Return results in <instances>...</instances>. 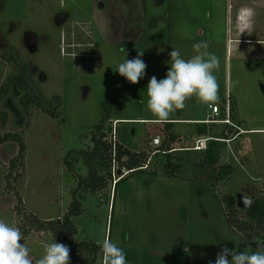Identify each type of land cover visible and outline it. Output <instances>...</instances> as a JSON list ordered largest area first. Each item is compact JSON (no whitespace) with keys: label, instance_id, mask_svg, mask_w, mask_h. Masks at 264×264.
<instances>
[{"label":"rangeland","instance_id":"1","mask_svg":"<svg viewBox=\"0 0 264 264\" xmlns=\"http://www.w3.org/2000/svg\"><path fill=\"white\" fill-rule=\"evenodd\" d=\"M60 12L70 18L61 23ZM227 13L228 0H0V72L3 66L5 75L14 68L7 56L15 54L33 79L31 93L49 109L56 106L58 114L52 117L41 108L23 111L17 88L0 106L7 114L0 134L22 133L26 142L24 159L16 142L0 144V219L15 220L34 261L43 255L42 244L51 233L32 223L61 219L74 191L83 200L82 214L75 218L77 240L102 242L107 237L124 250L128 264H215L224 247L252 252L258 242L264 243L259 237L248 242L242 231L228 225L223 201L227 193H242L252 201L264 198V130L239 138L250 141L243 158L230 146L228 162L234 170L214 190L194 168L201 156L187 149L197 137L183 136L173 145L182 179L162 175L164 154H153L151 143L157 135L164 141L166 133L165 123L153 122L147 109V84L152 76L165 78L172 49L187 59L200 41H207L208 51L220 60L218 102L232 95L244 126L264 129V59L233 50ZM63 41L69 54L61 53ZM138 52H144L146 75L131 84L117 69ZM210 112L211 105L193 98L171 122L187 130L184 119H207ZM110 114L130 121L116 124L126 130L124 145L150 161L129 177L114 162L106 189L78 191L77 179L87 169L72 158L76 169L69 170L65 157L71 150L90 148L96 125ZM94 264H102L101 254Z\"/></svg>","mask_w":264,"mask_h":264},{"label":"trees","instance_id":"2","mask_svg":"<svg viewBox=\"0 0 264 264\" xmlns=\"http://www.w3.org/2000/svg\"><path fill=\"white\" fill-rule=\"evenodd\" d=\"M7 60H13L14 68L7 70L8 73L5 75L3 73L5 71L3 66L2 72H0V78L4 79V82L0 84V104L5 100L11 88L14 87L20 92L18 102L23 111H29L31 108H41L50 113L49 115L52 117H57L56 106L53 110L49 109L31 93L30 88L33 79L28 74L27 67H21L16 62L17 58L13 53L8 54ZM1 63L3 65L4 62L1 61ZM53 97L55 96L49 98L48 102L51 103ZM231 109L232 115L235 117L236 106L234 102L231 103ZM111 116L113 115L110 114L109 117L103 116L101 121L96 125L91 137L93 145L90 148L71 150L65 157L69 170L76 169V163L72 158H75V160L80 159L87 169V175H80L77 179L78 191L80 189L94 194L106 189L109 185V180L112 179L114 161L117 163L119 169L126 168L129 170L128 175H126L128 177L140 170H144L142 167L147 163L146 154L141 151H133L124 145L128 139L126 138V132H124L126 130L116 129L120 142L113 143L111 138L108 139L113 130L110 120L114 119ZM115 120L121 123H130V121H126V118L116 117ZM6 121L7 114L0 107V128H4ZM175 124L177 123L171 121L165 123V140L160 147V151L164 152V157L161 160L163 166L162 175L169 178H183L179 174L181 164L172 155V150L174 149L172 144L176 142L177 138L183 136L192 138L194 135H208L213 138L226 140L232 138L231 133L233 128H228L226 124L187 123L190 125V128L187 130H179ZM131 130L129 131V135H133V131ZM5 142H16L19 147V158L24 159L26 147L24 134L18 132L0 134V144ZM226 151V141L210 140L206 150L203 151L202 159L195 165V169L202 173V177L204 176L208 179L207 181L210 183L212 189L214 184L224 182L233 171L232 165L226 162ZM12 166H14V163ZM126 176L122 177L119 181L125 180ZM119 181L115 183V188L119 184ZM72 195H74V198L69 209L61 219H52L41 224L32 223V226L38 230L43 229L50 232L51 239H46L48 242L56 241L67 245L70 248L71 264H94L99 254L102 253V250L95 240L88 238L77 240L78 227L75 218L82 214L83 200L82 198H76L75 191ZM223 201L228 209L226 220L229 226L236 227L239 231H242L244 239L248 242H252L257 237L264 238L263 197L254 198L247 210H241L237 207L236 195L234 194L227 193ZM240 212L244 213L243 217L239 216ZM25 232L29 233L30 230L28 229Z\"/></svg>","mask_w":264,"mask_h":264},{"label":"clouds","instance_id":"3","mask_svg":"<svg viewBox=\"0 0 264 264\" xmlns=\"http://www.w3.org/2000/svg\"><path fill=\"white\" fill-rule=\"evenodd\" d=\"M207 41L193 45L194 55L185 59L179 49L169 53L170 64L165 78L152 76L147 84V109L155 123H168L177 110H184L187 102L196 99L198 103L212 105L219 101V84L216 72L220 68L219 57L210 51ZM125 49L122 47L121 51ZM137 57L126 59L118 65L117 71L131 84H138L146 75L147 65ZM24 234L16 225L0 219V264H70V248L56 241L43 242V255L33 260L32 249ZM102 250V264H128L124 250L105 237L97 241ZM230 257V259H229ZM215 264H264V243H257L256 250L236 251L224 247L217 253Z\"/></svg>","mask_w":264,"mask_h":264},{"label":"crops","instance_id":"4","mask_svg":"<svg viewBox=\"0 0 264 264\" xmlns=\"http://www.w3.org/2000/svg\"><path fill=\"white\" fill-rule=\"evenodd\" d=\"M58 15H60L61 17V23L66 22L68 18H70V14L65 13V12H60ZM90 24H91L90 28L93 33L92 22H90ZM227 25H228L227 32L229 35V41L230 42L232 41L231 47L233 48V50L235 49V51L237 52L239 50V52H242L241 54L242 56H246L248 58L251 57L255 59H264V0H228ZM67 31H68V28L66 29V33ZM2 33L4 34L3 31ZM12 36L13 35H11V37ZM7 38H10V37L8 36ZM94 42L95 41L93 39V43ZM227 98L230 101L231 120L233 123L236 124V126L239 128L240 131L232 127L233 128L232 133H231L232 138H230L229 141H226V149H227L226 162H228V159H229L228 152H230L231 145L235 148L233 151L237 153L236 155L241 156V158L244 157L245 155L244 153L248 149V145L250 144V141L247 139L239 141L240 137H243L246 134H250V132L252 131L264 130V129H251V128L245 127L243 124L245 122V119L243 118V116H240V114H238L237 111H236L235 117H233L232 111H231L232 110L231 103L232 102L235 103L236 110H237L238 100L234 99L232 95H227L226 99L223 102H221L222 111H223L222 114H225L224 113V103L227 100ZM204 120L206 119H184V122L185 123H196V122H204ZM226 125L228 126V128L230 127V125L228 124ZM202 136H208V135H202ZM193 137L199 138L201 136L194 135L192 136V138ZM179 139L180 138H177L176 142H178ZM173 145L174 144H172V147ZM174 151H177V149L174 148L172 152ZM189 151H193V150H189ZM194 152H196V154H198L199 157L201 156L202 158L203 151H194ZM198 162L199 160L195 161L194 164ZM194 168H195V165H194ZM181 170H182V166H181ZM198 173L200 174L199 176L200 178L206 179V177L204 176L202 177V173L200 172ZM231 174L228 176L226 180H228L231 177Z\"/></svg>","mask_w":264,"mask_h":264},{"label":"built area","instance_id":"5","mask_svg":"<svg viewBox=\"0 0 264 264\" xmlns=\"http://www.w3.org/2000/svg\"><path fill=\"white\" fill-rule=\"evenodd\" d=\"M66 45L65 44V41L62 42V47H61V53H70V51L67 50L66 48ZM211 109H212V112L211 114L209 115V117L204 120L205 123H209V124H228L230 125L231 127H234L236 129L239 130V128L236 126L235 123L232 122L231 120V114H230V101L229 99L227 98V100L225 101L224 103V113L225 114H222L223 111H222V106L220 103H214L211 105ZM112 126H113V130L110 134V137H111V141L113 143H117V132H116V124H117V120H110V123H112ZM210 140H222V141H229V139H219V138H213V137H210V136H201L199 138H197L194 142V144L192 146H190L189 148H187L188 150H193V151H204L206 150L207 148V144ZM162 139L159 135H157L156 137H154L152 139V145L155 146V149H154V152L153 154H156L158 152H161L160 151V147L162 145ZM174 150V149H173ZM162 153H164L162 151ZM150 161V160H149ZM149 161L145 164V166H143L142 168H146ZM115 162V161H114ZM117 165H113V170L116 169ZM123 169V168H122ZM125 172L126 173H129V170H127L126 168H124ZM122 172V171H121ZM117 182V180H115V183ZM263 195H264V191H263Z\"/></svg>","mask_w":264,"mask_h":264},{"label":"water","instance_id":"6","mask_svg":"<svg viewBox=\"0 0 264 264\" xmlns=\"http://www.w3.org/2000/svg\"><path fill=\"white\" fill-rule=\"evenodd\" d=\"M121 171H119L120 173ZM252 203V199L243 195L242 193H237L236 194V205L239 209L241 210H247ZM102 257V253H101Z\"/></svg>","mask_w":264,"mask_h":264},{"label":"flooded vegetation","instance_id":"7","mask_svg":"<svg viewBox=\"0 0 264 264\" xmlns=\"http://www.w3.org/2000/svg\"><path fill=\"white\" fill-rule=\"evenodd\" d=\"M10 54V53H9ZM14 88V87H13ZM13 88H11V90H10V92L7 94V96H6V98L8 99V100H10V93H11V91H14L13 90ZM5 98V99H6ZM4 101V100H3ZM3 101L1 102V104L3 103ZM1 104H0V106H1Z\"/></svg>","mask_w":264,"mask_h":264}]
</instances>
